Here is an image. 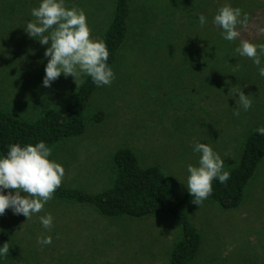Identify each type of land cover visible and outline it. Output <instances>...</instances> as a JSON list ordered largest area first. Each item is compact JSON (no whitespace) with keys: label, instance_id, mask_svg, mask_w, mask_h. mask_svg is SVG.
I'll use <instances>...</instances> for the list:
<instances>
[{"label":"rangeland","instance_id":"374dc122","mask_svg":"<svg viewBox=\"0 0 264 264\" xmlns=\"http://www.w3.org/2000/svg\"><path fill=\"white\" fill-rule=\"evenodd\" d=\"M129 6L85 133L46 158L62 185L97 193L114 182L115 152L130 147L142 166L167 173L179 200L206 172L237 166L248 136L264 128V55L254 50L264 46V0ZM115 10L116 0H0V106L33 119L65 104L93 70ZM230 47L238 54L203 55ZM190 214L203 243L189 264H264V157L240 206L205 201ZM180 230L167 213L112 217L58 199L28 167L0 160V264H170Z\"/></svg>","mask_w":264,"mask_h":264},{"label":"trees","instance_id":"16d2710c","mask_svg":"<svg viewBox=\"0 0 264 264\" xmlns=\"http://www.w3.org/2000/svg\"><path fill=\"white\" fill-rule=\"evenodd\" d=\"M129 12V0H116L114 18L102 35V48L95 66L65 104L46 109L33 119H22L0 106V160L6 166L28 167L56 198L93 205L105 216L171 215L179 223L181 237L171 251L170 264H189L203 243L201 232L191 221V210L205 201L217 202L226 209L240 206L245 186L264 157V128L248 136L237 166L225 172H206L198 185L179 200L172 198L173 182L167 173L156 165L142 166L137 152L130 147L115 152L114 182L97 193L62 185L46 158L51 146L85 133L86 109L98 85L111 73L118 49L127 36ZM216 42L213 46L219 49L220 44ZM254 50L257 55H264V46ZM203 51V55L238 54V51L231 54V47L227 53L215 52V49ZM103 118L104 111L92 115L94 121Z\"/></svg>","mask_w":264,"mask_h":264},{"label":"crops","instance_id":"0c3cea01","mask_svg":"<svg viewBox=\"0 0 264 264\" xmlns=\"http://www.w3.org/2000/svg\"><path fill=\"white\" fill-rule=\"evenodd\" d=\"M69 99V98H68Z\"/></svg>","mask_w":264,"mask_h":264}]
</instances>
